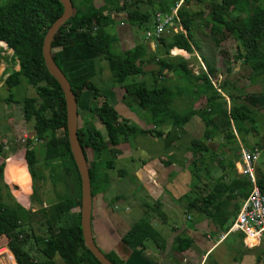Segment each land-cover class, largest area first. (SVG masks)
I'll return each mask as SVG.
<instances>
[{"label": "trees", "instance_id": "trees-1", "mask_svg": "<svg viewBox=\"0 0 264 264\" xmlns=\"http://www.w3.org/2000/svg\"><path fill=\"white\" fill-rule=\"evenodd\" d=\"M177 1L179 0H118L116 5L111 7L110 2L104 0L107 5L106 10H102L95 7L93 0H78L76 3L71 0V16L57 29L50 42L51 56L60 69L56 53L58 49L85 45L94 55L99 54L101 50L105 51L102 57L108 63L112 86L121 87L123 98L134 99L144 114L148 115L150 127L140 128L127 119L121 118L109 99L103 98L100 104L89 103L87 105V110L96 115L105 132L103 136L87 119L77 123V138L87 163L91 196L102 192L107 187L109 181L107 171L114 168L113 158L119 153L116 145L121 136L142 132L160 137L168 134L167 125L180 126L194 114L203 118L219 117L225 121L221 132L228 139L234 138L232 128L240 136L249 133V127H252L251 108L239 100V95L236 94V80L229 78L234 73L218 82L216 90L213 88L209 77H212L214 68L201 54L192 31L193 22L188 15L182 14L179 9L180 4L177 8L178 23L173 20L175 30L170 29L168 34L159 36L155 40L157 41L156 49L160 53L159 56L155 52L151 54L150 59L152 61L155 59L157 66L152 73L155 78L172 74L175 79L178 78L186 83L185 86H190V90L186 89V95L191 99V103L203 95L206 90H209L212 96L205 98L201 109L190 108L188 112L182 111L181 113L173 108V102L179 92L185 90L183 88L185 86L178 89L173 85L159 83L148 87L142 81L127 82L129 76L137 73L136 61L139 60L138 62L142 64L145 61L142 59V45L134 44L131 48L123 50L120 55L111 54L109 49L114 42V37L107 36L103 31L107 25L113 23L114 16L111 15L116 13L117 16H121L125 25L121 26L123 30L128 29L131 32L130 28L133 26L145 30L152 27L154 12H169ZM180 1L181 4H187L190 0ZM139 3H152L153 7L151 11H140L138 10ZM61 12L62 6L58 0H4L0 2V45L2 48L6 45L5 48L11 50L13 60L11 61L12 66L8 68L9 71L5 72L2 84L8 91L5 99L7 102L15 101L10 89L18 85L21 78L33 87L35 95L26 96L21 100L23 119L32 122L33 136L36 140L43 142V158L50 172H55L56 168L57 177L66 178L70 183L68 191L63 196L57 195V200L45 207L37 198L33 199L41 204L35 211L43 220L46 232L43 244L38 248L42 259L35 261L34 264H55L56 256L63 264H100L82 242L78 210L79 175L66 138L63 94L56 80L47 72L41 55L43 36ZM120 13H123V16ZM206 23L209 24L210 39L214 46L218 45V33L226 31L236 41V54L232 57V61H240L247 65L254 75L264 73V50L260 49L261 44H264V0H210ZM178 25L184 32L177 28ZM99 38L102 43L97 46L96 39ZM244 43L249 45V50L243 47ZM171 49L190 55L196 52L204 69L199 67L197 73L194 74L188 67L186 58L170 56ZM15 60L17 63H14ZM16 64L18 65L17 70L14 68ZM193 80L195 83H192ZM71 90L76 101L77 116L81 113L78 103L84 97V93H90V97L94 99L102 97L100 90L90 80L71 84ZM162 124H166L163 129L160 128ZM205 136L207 137V134ZM26 144L23 155L18 156L23 159L30 180L33 182L36 176L34 167L36 154L35 149L29 145V138L26 139ZM189 148L193 153L206 151V146L200 140H192ZM230 165L233 167L232 163ZM4 166V161H1L0 238L3 237L6 241L0 246H5L11 252L16 264H32L31 255L25 248L28 235L31 236V234H26L22 224L28 223L35 211L30 212L29 209L17 204L14 199L11 203L4 200V191L9 194L7 184L3 179ZM193 167L195 177L198 174H206L208 178L210 177L209 170L197 168L196 164H193ZM5 179L19 188L29 181L25 170L18 174L5 175ZM258 183L264 190V180L260 178ZM202 187L208 190L207 193L193 197L186 205V210L192 209L196 203L201 204L202 211L209 219L218 223L221 216V220L225 222L223 229L226 231L238 212L240 203L233 206L229 213H220L229 199L236 198L241 201L246 197L249 191L248 182L245 179L238 180L233 177L225 182L222 178L220 180L209 178L203 182ZM192 188L199 193V187L193 185ZM35 191L33 188L31 197H34ZM229 218L231 220L227 223ZM33 239L35 241L38 237L33 236ZM157 239V232L144 218L133 222L122 231L120 236V240L130 249L143 247L147 240L156 243ZM182 243L186 248L190 241L180 238L176 242L177 245ZM105 256L114 264H123L114 252L105 253Z\"/></svg>", "mask_w": 264, "mask_h": 264}, {"label": "crops", "instance_id": "crops-1", "mask_svg": "<svg viewBox=\"0 0 264 264\" xmlns=\"http://www.w3.org/2000/svg\"><path fill=\"white\" fill-rule=\"evenodd\" d=\"M120 25H124V23L120 22L118 26ZM118 26L115 24V28L112 27V32L104 28V32L106 34L112 33L111 36L114 37L117 34L116 29L119 28ZM119 38L121 47L117 44L119 40L116 41L115 37L112 47H120V52H122L131 48L134 44L142 42L143 34L141 33L139 40L134 41V36L128 29L126 31L120 28ZM152 49H155L154 45L153 48L151 46L148 49L147 53L150 55L154 53ZM89 50L85 45H78L56 51L58 63L67 79L69 81L72 80L70 81L72 84L82 80H90L97 87L95 84H101V78H109L111 80V72L106 61L95 62L93 73L87 79L75 78L73 69L77 67L84 69L86 64L82 59V54ZM8 51L11 53L10 49ZM194 54L196 52L189 54V56L188 53H182V56L187 59ZM201 54L214 68L212 77H210V82L213 84L212 79L215 80L218 75H221L218 65L219 60L216 58L218 55L215 50L211 51L209 57L202 52ZM196 58L202 69H204V65L197 54ZM9 60H11V57H9ZM15 63H17L16 60ZM143 64L145 65H143L144 74L153 76L152 72L157 68L155 62L148 59ZM11 66L10 62L8 67ZM231 66L233 67L232 73L234 75L229 78L236 80V94L239 95V100L251 108L252 127H249V133L239 136L232 128L234 138L228 139L221 132L225 121L219 117L203 118L194 114L180 126L170 127L167 125L168 134L166 135L155 137L150 133L133 132L127 136H121L119 143L116 145L119 153L113 158L115 173L124 178H128V175L132 176L134 188L142 190L141 192L136 190L134 193L138 201V206H136V210L139 212L137 219L144 218L147 220V216L150 215V220L147 221L151 225L154 223L152 227L157 232L158 238H160V240L156 241L157 244L152 240H147L151 244H147L145 241L143 247L130 249L120 240V236L122 231L131 224L123 226V217L115 218L113 221L114 225L122 231L115 234L110 230L111 224L108 220V215L110 210L113 211V208H115L114 202H116L115 200L118 197H115V200L112 199L106 202L103 192L94 194L91 200L92 237L96 245L98 244L104 252H114L122 260L123 264H264V259L253 253L252 248L243 245L239 232L226 233L223 229L225 222L221 220V216L218 223L209 219L206 217V213L202 211L203 206L199 205V203H196L192 209L186 210V205L193 197L203 196L207 193L208 190L203 188L202 184L209 178H216V180L222 178L224 182L231 177L244 180L235 171V164L239 160V144L246 148H251L253 146L258 147L259 143H261L263 150L258 148L261 154L264 153V134L259 137L258 133L255 132V129L264 132V74L254 75L251 69L240 61H237L234 66L231 64ZM14 68L17 70L18 65L16 64ZM193 73L196 74L197 72ZM253 76L255 78H252ZM171 77L175 79L172 74H165L159 78L162 81L168 80L166 84H171L174 83ZM217 81L219 82V80ZM192 83H195V81L193 80ZM172 85L178 89L181 88V86L176 84ZM104 87L108 88L106 84ZM213 88L216 90V87ZM184 93H186V89L183 92H179L178 97L176 96L173 102V108L181 113L190 108L201 109L205 98L212 96L211 92L206 90L203 95L191 103V99L188 102L187 93ZM221 94L227 99L224 93L221 92ZM106 96V99H109L121 118L127 119L130 123L136 124L140 128H148L145 124L148 119L142 120L136 114L135 107H137V104H134V99L130 97L123 98V92L118 90L109 92ZM205 134H207V137ZM257 136L259 138L254 140ZM192 140H200L206 146V151L193 153L189 148ZM231 163L233 167L230 165ZM193 164H196L197 168L206 166L203 169L209 170L210 177L208 178L206 174H198L195 177L193 170H191L192 168L195 169ZM124 165L130 167L132 174L124 173ZM23 168L30 183V177L25 165H23ZM4 169L5 166L3 168V177ZM4 181L6 182V180ZM29 183L27 184L28 187ZM193 185L199 187V193L194 191ZM146 199H149V201H146ZM240 202V199H229L220 214L229 213L233 206ZM230 220V218L227 219V223ZM180 238L189 239V246L184 248L183 243L177 245L176 242Z\"/></svg>", "mask_w": 264, "mask_h": 264}, {"label": "rangeland", "instance_id": "rangeland-1", "mask_svg": "<svg viewBox=\"0 0 264 264\" xmlns=\"http://www.w3.org/2000/svg\"><path fill=\"white\" fill-rule=\"evenodd\" d=\"M4 0H0V2H3ZM75 3L78 0H73ZM111 4V7L113 5H116L118 0H108ZM95 7H98L99 9L106 10V5L104 0H93ZM209 2L210 0H190L187 4H181V1H177V5L180 4L179 9L182 11V14L188 15L192 22V31L194 34L195 41L199 45L200 51L205 55L208 56L211 54L212 50L216 51V54L218 55L216 58L219 60V71L221 75H218L215 80L212 79L213 87L217 86V80L222 81L224 78H228V76L231 75L233 67L237 61H232V57L236 54V41L234 40V37L231 34H228L226 31H221L218 33L217 37L219 38L218 45L214 46L212 40L210 39L211 34L209 32V24L206 23L208 19V11H209ZM153 5L146 4V3H139L138 10L140 11H151ZM123 16V13H120ZM113 17V23L111 25H107L105 28L112 32V27L115 28L118 26V24L122 21L121 16H117L116 13L112 14ZM115 18V20H114ZM116 22V23H115ZM122 25L118 26L116 30V35L114 36L116 38L117 44L121 47V40H120V28ZM125 26V25H124ZM123 26V27H124ZM175 24L172 22L170 25L167 26L166 30L160 35L164 36L168 34L170 29L175 30ZM178 29H180V26H177ZM131 29L132 36H134V41H137L141 38V33L143 34V41L136 44H141L142 49V59L148 61L150 59L151 55L147 53L148 49H150V41H147L144 39V32L145 29L143 28H137L133 26ZM181 30V29H180ZM104 31V29H103ZM105 33V32H104ZM106 34V33H105ZM107 36H111V34L107 33ZM97 40V46L101 45L102 41L99 39ZM98 41L100 43H98ZM153 41V40H152ZM157 41H154V47L155 49H152L157 56H159V50L156 49ZM88 48L87 46H85ZM120 47H112L109 49L111 54L114 55H120L121 48ZM243 47L246 50H249V45L246 43L243 44ZM140 49V50H141ZM260 49L264 50V44H261ZM91 50L84 52L83 61L86 64L84 69H81L80 67L74 68L75 71V78H86L89 77L93 73V69L95 67V62H104L106 61L102 56L105 54V51L101 50L99 54H91ZM172 53V54H171ZM153 54V53H152ZM193 54V53H192ZM170 56H182V52L178 51L176 49H171ZM189 56V54H188ZM9 57H11V53L7 50L5 47H1L0 45V162L4 161L5 169H4V180L5 175H12V174H18L22 171H24L23 165H25L23 159L18 155H23V150L27 146L26 139L29 138L30 140V146H32L35 149L36 154V163H35V181H29L20 188L15 184H9L6 180L7 188L9 194H6L4 191V200L8 203H11L14 199L17 204L22 206L23 208H27L32 212L33 210H37L38 207L42 204L43 207L55 202L57 200V195L60 197L63 196L67 191L69 187V180L66 178H62L60 176L57 177L58 172L55 168V172H50L49 166L44 162L43 158V142L38 141L33 136V130H32V122L31 121H25L23 119L22 115V109H21V100L26 96H34V89L30 85H28L24 78H21V82L12 87L10 89V93L13 94V98L15 101L7 102L5 99L7 98L8 91L6 87L2 84V80L5 76V72L9 71L8 65L10 64L11 60H9ZM13 61V60H12ZM139 61V60H138ZM136 61L135 63V70H137V73L134 74V76H129L127 78V82L131 80H136L138 82L145 83L146 86H152V84H159V83H165L167 81H162L159 77L155 78V75H146L144 74V68L142 63H139ZM188 61V67L191 68L193 72H197L199 67H201L200 63L198 62V59L196 58V54L193 56H190L187 58ZM153 62H155V59H153ZM15 63V62H14ZM13 63V64H14ZM145 66V65H144ZM202 68V67H201ZM78 69V71H77ZM62 70V69H61ZM264 74V73H262ZM261 77V76H260ZM174 78V77H173ZM252 78H255L254 76ZM172 79V77H171ZM174 83L168 84H176L179 86H185L186 83L180 81L178 78L172 79ZM253 80V79H252ZM72 81V80H70ZM101 84H95L98 90H100V94L102 97H97L96 99L90 97V93L86 92L84 93V97L81 98V101L78 103V107L80 108V115L77 117V123L82 122V120L87 119L92 122V124L100 131V133L105 136L104 129L96 117L92 112L87 110V105L89 103H97L100 104V100L103 98L106 99V94L109 92H115L118 90L119 92H123V89L119 86H112L111 80L109 78H101ZM172 82V81H171ZM108 88H105L104 85ZM110 86V87H109ZM189 86V85H188ZM184 89L190 90L191 87H183ZM104 94V95H102ZM186 94V93H184ZM113 96V94H111ZM187 96V95H186ZM11 98V99H13ZM131 100V99H130ZM188 102H190V99L188 98ZM134 104H137L134 102ZM137 116L142 119L146 120L148 118L147 114H144L139 106L135 107ZM10 119V120H9ZM258 121V120H257ZM145 124L149 127V123L145 122ZM255 126L256 123L254 122ZM165 125H161L160 128L163 129ZM255 129V127H254ZM255 132L258 133V136H262L264 134L263 131L260 132L258 129H255ZM25 135V138L23 136ZM255 137L254 140H257L259 137ZM27 137V138H26ZM259 143V148L263 150L262 146ZM14 150V151H13ZM261 154V153H260ZM12 156V157H11ZM23 163V165H22ZM200 166V164H198ZM117 167V166H116ZM201 168H205L206 166H200ZM26 168V166H25ZM255 174L259 181L260 178L264 180V153L260 155L258 160L255 163ZM124 173L132 174V171L129 166L124 165L123 166ZM193 170V168L191 169ZM116 171L109 170L108 171V185L105 189L102 190L104 200L106 202H109L112 199H116L115 197H118L115 204V208H113V211L110 210V213L108 215V220L111 224V231L115 234L120 233L121 231L114 225L113 221L115 218L123 217L124 219V225L123 226H129L133 222L137 221V215L139 212L136 210V206H138L137 198L135 197L134 193L137 189L133 186L132 176L128 175V178H124L123 176L116 175ZM51 175V176H49ZM29 183V187L27 184ZM136 184H138L137 181H135ZM31 184V185H30ZM27 186V187H26ZM32 186V189H31ZM33 188H35V195L34 197H31V192L33 191ZM139 192L142 190L138 188ZM264 191V190H263ZM27 194V195H25ZM132 196V198H131ZM32 198V200L30 199ZM120 197V198H119ZM34 198H37L39 202L36 200H33ZM146 201H149V199H146ZM127 207V209H126ZM126 215V216H124ZM139 217V216H138ZM168 218V216H167ZM147 220H150V215L147 216ZM154 225V223H152ZM23 228L25 229L26 234L28 235L27 243L25 245V248L28 250L29 254L31 255V261L34 264L35 261L41 260L42 257L40 256L38 252V248L42 246L43 241L46 237L45 232V226L43 224V220L39 217V213L35 211L33 215H31L30 220L28 223L22 224ZM34 237H38L37 240L34 241ZM157 240H160L158 238ZM6 239L1 237L0 238V244H5ZM147 244H151L150 241H146ZM260 245H257V247H252L253 253L258 255L261 259H264V239L261 240L259 243ZM98 245V244H97ZM5 248V247H4ZM98 248L105 254L106 252L103 251V249L98 245ZM7 249V248H6ZM5 257V256H4ZM55 264H63L60 258L57 256L54 258ZM16 261H14L15 263ZM5 263H7L5 261ZM8 264V263H7ZM16 264V263H15Z\"/></svg>", "mask_w": 264, "mask_h": 264}, {"label": "water", "instance_id": "water-1", "mask_svg": "<svg viewBox=\"0 0 264 264\" xmlns=\"http://www.w3.org/2000/svg\"><path fill=\"white\" fill-rule=\"evenodd\" d=\"M62 6L61 14L47 28L41 45V55L47 72L58 83L64 99L65 130L70 153L79 175V227L84 247L100 264H114L96 245L91 233V192L87 163L77 138V107L71 82L64 72L57 66L50 53V42L57 29L71 16V0H58Z\"/></svg>", "mask_w": 264, "mask_h": 264}, {"label": "built area", "instance_id": "built-area-1", "mask_svg": "<svg viewBox=\"0 0 264 264\" xmlns=\"http://www.w3.org/2000/svg\"><path fill=\"white\" fill-rule=\"evenodd\" d=\"M177 8L178 5L175 4L169 12L156 11L153 13L152 27L144 32V39L150 41L152 48L154 41L166 30L173 20L178 23ZM180 29L184 32L181 26ZM23 138H25V135ZM238 151L239 160L235 164V171L248 182L249 191L246 197L241 200L238 212L227 228L226 233L239 232L242 235L241 240L243 245L252 248L259 245L261 240L264 239V191L258 183L254 168L260 156V149L257 146L246 148L239 144ZM4 247L0 246V264H15L13 255ZM6 251L12 255V262L4 257Z\"/></svg>", "mask_w": 264, "mask_h": 264}, {"label": "bare ground", "instance_id": "bare-ground-1", "mask_svg": "<svg viewBox=\"0 0 264 264\" xmlns=\"http://www.w3.org/2000/svg\"><path fill=\"white\" fill-rule=\"evenodd\" d=\"M4 256L5 258L8 260V261H11L12 262V255L10 254V252L6 251L4 253Z\"/></svg>", "mask_w": 264, "mask_h": 264}]
</instances>
